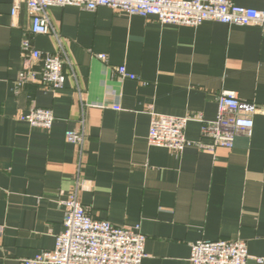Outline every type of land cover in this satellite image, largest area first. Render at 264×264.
<instances>
[{"label":"crops","instance_id":"1","mask_svg":"<svg viewBox=\"0 0 264 264\" xmlns=\"http://www.w3.org/2000/svg\"><path fill=\"white\" fill-rule=\"evenodd\" d=\"M262 8L264 0H233ZM53 30L31 35L30 14L0 0V264L52 251L64 205L77 191L95 219L139 226L143 264H191L200 240H241L264 255V112L251 137L232 148L201 150V123L185 130L181 152L148 141L151 112L217 117L225 89L264 109V29L205 21L191 27L110 7L48 9ZM67 58L64 87H17L22 40ZM105 57V58H102ZM125 66L135 78H121ZM36 69L40 66L36 65ZM31 107L53 110L50 129L20 119ZM85 133L83 146L66 139Z\"/></svg>","mask_w":264,"mask_h":264},{"label":"built area","instance_id":"2","mask_svg":"<svg viewBox=\"0 0 264 264\" xmlns=\"http://www.w3.org/2000/svg\"><path fill=\"white\" fill-rule=\"evenodd\" d=\"M21 4L27 6L30 14L31 35L54 31L48 9L68 5L90 11L105 6L127 15L155 16L163 24L196 27L205 21H217L264 29V6H239L233 0H12V17L18 15ZM22 57L24 67L16 80L18 88L29 82L41 83L55 91L64 87L63 67L67 58L56 53L43 54L33 46L30 36L22 40ZM36 65L40 68L36 69ZM117 70L121 78H135L125 66ZM217 106L214 120H206L201 114L174 116L152 111L149 143L181 152L190 144L185 134L188 122L196 120L201 123V139L197 142L201 150L213 152L218 146L232 148L238 136H252L254 117L264 112L256 103L241 99L236 91L229 89L219 93ZM20 119L34 127L50 129L55 115L50 108L31 107L28 113H21ZM66 139L81 147L85 133L68 130ZM63 205L64 229L56 238L55 248L25 257L23 264H143L147 257L146 236L139 226H118L93 218L77 191ZM191 248V264H247L250 257L246 243L237 239L200 240L192 243ZM254 258L257 264H264V255Z\"/></svg>","mask_w":264,"mask_h":264}]
</instances>
